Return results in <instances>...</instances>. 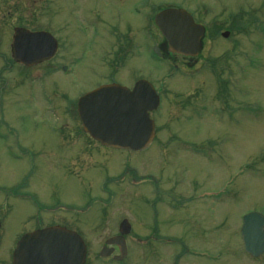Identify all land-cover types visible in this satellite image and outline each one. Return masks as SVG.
<instances>
[{
    "label": "rangeland",
    "instance_id": "374dc122",
    "mask_svg": "<svg viewBox=\"0 0 264 264\" xmlns=\"http://www.w3.org/2000/svg\"><path fill=\"white\" fill-rule=\"evenodd\" d=\"M25 1L0 0V28H14L27 20L21 17ZM89 1L93 0H43L42 14L33 21L52 32L53 21L60 26L69 22L72 29L64 25L59 31L68 38L67 47L39 67H47L39 88L4 89L0 95V264H9L10 251L24 233L42 225L44 212L37 203L64 202L78 207L94 198L107 200L110 193L114 200L107 220L129 218L141 234H148L157 223L162 233L179 237L187 247L206 256L181 258L182 249L175 246L163 264H174L176 257L178 264H264V254L252 259L244 252L240 237L244 215H264V0H124L121 5L96 1L94 10L106 22H117L112 17L117 12L123 24L141 27L138 55L128 61L126 69L130 75L136 72L148 79L160 106L150 113L155 134L148 148L96 156L94 162L86 161L87 167H77L74 178L66 173L69 160L64 161L66 151L58 145L84 137L77 120L63 115L64 108L106 83L101 80L105 70L98 62L105 44L96 46V57L87 55ZM136 1L140 7L135 15L131 5ZM175 6L192 12L207 28L202 52L190 68L183 67L179 59L176 64L160 62L149 49L155 38L150 18L161 8ZM225 30L230 31L228 38L221 37ZM10 36L11 31H0V70L2 59L10 62ZM64 64L69 72L72 69L70 76L68 70L62 72ZM1 77L10 79L12 75L4 72ZM134 83L129 76L118 77L115 85L130 89ZM44 95L45 100L50 96L51 105L41 99ZM48 107H56L60 118H54ZM57 123L67 124V131L53 129ZM6 145L11 151L4 149ZM15 146L37 154L35 173L28 174L27 162L18 159L12 149ZM92 151L101 154L93 144ZM127 169L136 171L137 177L147 173L155 177L156 196L149 193L148 185L137 190L109 184ZM106 181L107 194L100 191ZM28 193L35 196L36 208L24 198ZM156 197L157 216L150 206ZM96 213L95 207L84 221L91 222ZM109 229L105 226L99 233L98 242L89 233V253L114 233ZM96 258L92 264H105ZM158 263H149V258L139 261Z\"/></svg>",
    "mask_w": 264,
    "mask_h": 264
},
{
    "label": "flooded vegetation",
    "instance_id": "af4514ba",
    "mask_svg": "<svg viewBox=\"0 0 264 264\" xmlns=\"http://www.w3.org/2000/svg\"><path fill=\"white\" fill-rule=\"evenodd\" d=\"M32 1H33L32 3H28V1L26 0L25 1V5H27L25 8L26 10L22 11L21 17L27 20H25L23 23L18 24V26L14 28L9 27V29H7V26L0 28L1 32L3 31L5 32L6 30H8V32L11 31L12 33V36H10L8 39V42H10L9 43L10 57H11L10 62L9 60L7 61L6 59H2L1 61L4 64L2 70H0L1 96L3 95L2 93L4 89H8L9 92H11L14 89H18L22 86H27V85L31 89H33L32 87H35V85L37 86V88H39L40 84L43 82L42 74L44 73V70L47 69V67H44V69L41 68L39 69V67L44 63H48L56 59V57H58L59 55V52L64 51V49L67 47L66 41L68 40V38L64 35L61 36L59 31H60V27L64 28V25L67 27V30L72 29L70 23L63 22L60 26L59 24L56 25L53 21L50 24V27L55 32H52L50 30H45L42 24L33 21V19L36 18V16H41L42 14L43 0H32ZM96 1L98 2L99 0L89 1L91 2L89 3V5L91 4L92 7L91 9H89L87 13V22L85 23L88 26H90V28L87 29V31L90 32V33L87 32V35L89 36V42L87 43V55L89 57L90 56L96 57L97 56L96 46L99 45V42L105 44V46L101 48V56L98 59L99 64L105 70V73L103 74V76H101V80H103L106 83H103L102 86L116 84V82L118 81V77L127 78L128 76L130 77V79H133L135 83L141 80L149 82L147 78L140 76V73L134 72V74L130 75L128 73L129 69H126L128 61L136 57V55H138L137 53L139 52L141 27L138 24L137 25L129 24V23L123 24L122 17L118 16L117 12H114V14L112 15V17L117 19V22L115 23L106 22L100 16V13L94 10L95 7L93 5L95 4ZM110 1L118 5H121L124 0H110ZM147 5L149 4L148 3L144 4L145 9H147ZM33 7L39 8V10H34L32 9ZM139 7H140L139 1L132 3L131 5L132 13L135 15L139 13ZM174 8L183 9L180 6L179 7L175 6ZM162 9L165 8H161L160 10ZM186 11L194 19L193 13L188 10ZM156 14H154V16ZM154 16L152 17V19L150 18L149 20L152 30L155 31V38H153L152 40L153 43L151 44L153 46H149V49L151 48L150 53L152 57L156 58L160 62L169 63V64L171 63L176 64L175 62L179 59L183 61V65H182L183 67L190 68L193 64L196 63L200 54L197 58H190V57H185L171 53V51L169 50L168 43L164 40L158 29L155 27ZM194 21L196 24L202 25L204 27L205 36H206L207 35L206 26L201 24L200 22H197L195 19ZM81 27L82 26H80L79 30H81ZM96 27L101 28V31H99L98 29L95 30ZM63 28H61V30H65ZM147 30L150 32L149 29ZM16 31H22L29 34H38V33L49 34L54 39L56 44V50L54 55L46 60L36 59L35 61V57L31 55L29 56V60H27V62L16 61L14 58V49H13V42ZM225 31H227L230 34L229 30H225ZM102 40L105 42H103ZM37 46L39 47L40 44L39 45L37 44ZM157 52H158V56L155 54ZM61 58L62 60H66L65 55H62ZM105 58H106V62L104 63ZM68 61L71 62L70 60ZM66 65L67 64L63 65L62 72H66L68 70L67 69L68 67H66ZM176 67L177 65H175V68ZM71 71L72 69L70 70V72L69 70L67 71V73L69 74L67 76L71 75ZM4 72L8 73L9 75H12V78L6 79L1 77V73ZM19 82L20 84H17ZM97 88H99V86ZM131 88H133V86ZM44 97L46 96L44 95L43 98L41 97V99H43L46 102V105L47 106L51 105L52 103L50 96L46 100L44 99ZM77 101L69 108L65 107L63 115H65V117L69 116L77 120L78 122L77 126L78 128L80 127L84 139L78 142L72 140H66V141L64 140L60 142L58 145L61 149L66 151L64 155V161L69 160V162L66 163L67 164L65 168L67 170L66 173L68 176L74 178H76V175H78L76 174V172L79 169L76 170V168L79 166L87 167V162L90 163L94 162L93 158L96 156L101 157L104 155L106 157L107 152L129 151V150H119L104 146L101 143L93 140L86 132H84L82 124L77 114ZM0 110H2V106H0ZM48 110L54 118L56 119L60 118V112L58 111V109L56 110V107H48ZM52 128L60 129L62 131L66 129L67 131V124L57 123V127L52 126ZM92 144L95 146V148H97V150L101 154L99 155L93 154ZM4 149L11 151V148H9V146L7 145L4 146ZM12 149L17 151L19 156L18 159L22 160L25 163L27 162L26 163L28 167L27 172L29 171L28 174L31 175L35 173L36 171H35L34 162L35 159L38 157L37 154H35L31 150L22 149L19 146L18 147L15 146ZM129 152H133V151H129ZM91 159L93 161H91ZM114 177L109 180L110 181L109 184H112L115 187L120 185H126L131 189L138 190L141 187L148 185L149 193L151 192L153 196H156V190H158L159 188L157 186L156 178L150 175L149 173H147L142 177L141 176L137 177L136 171L132 169L131 171H129V169H127L122 171L121 174L117 176V178ZM107 183L108 182L106 181L105 183H103V185L102 184L100 185V191L106 194L108 191L106 188ZM24 198L28 199V201L31 204H33V206L35 205L34 204L35 196H33V194L28 193V195L24 196ZM113 200H114V195L113 193H110L108 194L107 200H103L101 198L100 199L94 198L78 207L74 206L73 204H67L64 202L62 203L59 202L56 203L55 205H42L41 203H37V206L39 207L41 213L44 212L43 213L44 218L42 225L38 226L36 230L49 228V227H62L69 231L75 232L82 239L85 245L84 264H92L91 260L94 257H97L96 259H100L105 264L107 263L139 264V261L143 263L144 260L148 258H149V263L159 262L158 264H163L167 262L164 258L168 256L169 249L175 246L182 249L181 250L182 253L179 256L181 258L185 257V255L196 259L202 256L206 257L203 252H200L199 250L193 249L189 246L187 247V245L181 242V239L179 237L162 233L160 231L161 228L157 223L151 225V229L148 232V234H141L136 229L135 225L130 222L131 220H129V218L127 219L123 217L121 219H118L116 222L112 221L111 219L107 220L106 214L108 213V210L113 204ZM154 200L155 202H152V204L150 203V206H151L152 214L157 216V209L155 208V205H157L159 199H157L156 197V199ZM95 207L98 208V213H96L97 214L96 218L91 222L84 221L87 219L88 216L89 217L91 216L92 212L95 210ZM54 218H56L57 221H55ZM31 221H33V218H31ZM84 226H85V230L83 231L82 228ZM105 226L106 228L109 226L110 232L114 231V233L106 235L104 240L102 241L103 244L100 247L96 249L92 248L94 250L93 252L94 255H92L93 253L92 254L89 253V245H88L90 244L89 233L93 232L94 234L92 238H94L95 241L96 239H98L99 241L100 239L99 233H103L102 231L104 230ZM36 230H32L31 232ZM0 231H1V223H0ZM25 234L27 233H24L23 235ZM21 237L16 241L13 250L10 251L9 264H12L13 253L17 245V242L21 239ZM0 238H1V234H0ZM250 257L253 259L252 256ZM178 262L179 260L176 257L174 260V264H178Z\"/></svg>",
    "mask_w": 264,
    "mask_h": 264
},
{
    "label": "water",
    "instance_id": "95a60500",
    "mask_svg": "<svg viewBox=\"0 0 264 264\" xmlns=\"http://www.w3.org/2000/svg\"><path fill=\"white\" fill-rule=\"evenodd\" d=\"M154 23L173 54L196 57L201 49L203 27L194 23L184 10L173 8L159 12ZM228 34H224L227 37ZM37 44L40 46L38 47ZM16 61L27 62L29 56L46 60L56 50L47 33L15 32L13 42ZM159 106V97L146 81L137 82L130 91L107 85L78 100L77 114L86 132L104 146L138 152L144 150L154 135L149 114ZM244 252L253 258L264 253V216L250 212L242 217L240 229ZM85 245L74 232L49 227L25 234L17 243L12 264H84Z\"/></svg>",
    "mask_w": 264,
    "mask_h": 264
}]
</instances>
